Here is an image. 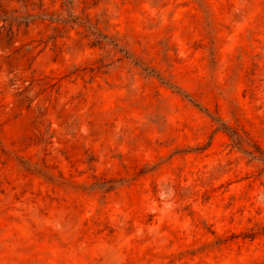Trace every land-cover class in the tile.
Segmentation results:
<instances>
[{
    "label": "rangeland",
    "instance_id": "rangeland-1",
    "mask_svg": "<svg viewBox=\"0 0 264 264\" xmlns=\"http://www.w3.org/2000/svg\"><path fill=\"white\" fill-rule=\"evenodd\" d=\"M0 264H264V0H0Z\"/></svg>",
    "mask_w": 264,
    "mask_h": 264
}]
</instances>
